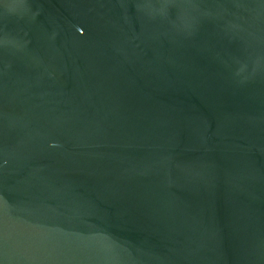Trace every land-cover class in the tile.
Segmentation results:
<instances>
[{"label": "water", "instance_id": "water-1", "mask_svg": "<svg viewBox=\"0 0 264 264\" xmlns=\"http://www.w3.org/2000/svg\"><path fill=\"white\" fill-rule=\"evenodd\" d=\"M0 264H264V0H0Z\"/></svg>", "mask_w": 264, "mask_h": 264}]
</instances>
